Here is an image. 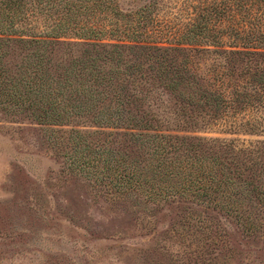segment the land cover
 Returning a JSON list of instances; mask_svg holds the SVG:
<instances>
[{
	"label": "rangeland",
	"instance_id": "1",
	"mask_svg": "<svg viewBox=\"0 0 264 264\" xmlns=\"http://www.w3.org/2000/svg\"><path fill=\"white\" fill-rule=\"evenodd\" d=\"M15 1L0 0L3 37L47 39L52 27L59 25L61 32L55 31L59 40L69 42H82L77 27L88 19L95 29H102L104 15L113 19L98 2L116 3L124 14L154 2L152 17L158 28L139 42L162 47L183 43L177 39L190 26L192 2L20 0L28 3L24 14L10 7ZM81 2L86 9L67 12L70 3ZM65 26L70 29L62 30ZM105 31L84 39L130 42L124 34ZM223 41V48L231 46L230 40ZM4 50L11 56L9 66L19 64L28 52L15 43ZM77 54L74 51L73 56ZM62 57L61 51L53 54L55 62ZM224 93L230 98L228 88ZM158 96L159 109L153 111L166 119L173 102L165 93ZM262 103L237 114L229 108L210 126L182 129L178 124H155L157 129L149 132L169 138L167 162L190 159V141L181 144L174 137L208 143L197 153L201 156L208 148L212 156L222 151L215 179L227 177L229 185L220 189L225 196H218L219 206L190 194L186 168L180 166L181 175L177 174L187 179L182 185L189 192L182 196L170 192L175 180L160 181L148 172L158 160L156 144L144 147L133 141L138 131L94 125L93 111L54 125L42 122L41 111L0 108V264H264V99ZM148 153L153 156L148 158ZM132 163L146 172L128 183L131 172L125 167ZM145 177L150 183L142 180ZM246 182L248 187L243 188Z\"/></svg>",
	"mask_w": 264,
	"mask_h": 264
},
{
	"label": "trees",
	"instance_id": "2",
	"mask_svg": "<svg viewBox=\"0 0 264 264\" xmlns=\"http://www.w3.org/2000/svg\"><path fill=\"white\" fill-rule=\"evenodd\" d=\"M82 3H70L65 8L68 13L86 9ZM27 4L18 0L10 7L14 5L15 12L21 10L25 14ZM96 4L103 7V13L110 12L113 19L104 15L102 29L92 27L90 19L77 27L82 42L60 41L55 33L61 32L59 25L52 27L50 39H14L0 34V108L12 111L27 107L41 111L42 122L54 125L68 124L69 117L86 116L93 111L94 125L125 126L138 131L132 136L133 141H140L144 147L156 144L158 160L149 165L148 172L160 181L175 180L170 192L182 196L189 190L182 185L187 179H181L178 171L180 166L182 170L186 168L190 174V194L194 192L193 196L209 200L208 205L219 206L218 196H225L219 194L220 189L227 190L229 185L227 177L215 179L222 151L212 156L208 148L201 156L197 153L208 143L174 137L181 144L190 141V159L167 162L164 157L169 153L166 145L171 146L167 144L169 138L150 133L157 129L155 124L197 129L221 120L229 108L233 109L232 114H237L247 107L263 106L264 0H192L190 26L177 39L183 43L166 47L139 42L147 38L150 30L158 28V21L152 17L156 3L142 4L125 14L116 3ZM69 29L65 26L62 30ZM103 30L111 35L124 34L130 42L108 44L84 39L97 37ZM223 39L230 40L227 49L223 48ZM11 43L28 52L19 64L9 66L11 56L4 49ZM203 43L211 45L200 46ZM234 44L244 48L237 49ZM56 51L64 55L58 62L53 58ZM74 51L78 54L73 56ZM239 63H243L241 71ZM227 88L230 98L224 93ZM159 93L167 94L173 102L166 119L153 111L159 109L156 103ZM125 169L131 172L128 183L139 180V175L146 172L133 163ZM142 180L151 181L146 177ZM242 187H248V183Z\"/></svg>",
	"mask_w": 264,
	"mask_h": 264
}]
</instances>
